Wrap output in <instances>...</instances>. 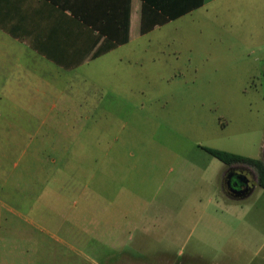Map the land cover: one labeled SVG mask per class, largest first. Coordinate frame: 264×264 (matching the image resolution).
<instances>
[{"label": "rangeland", "instance_id": "374dc122", "mask_svg": "<svg viewBox=\"0 0 264 264\" xmlns=\"http://www.w3.org/2000/svg\"><path fill=\"white\" fill-rule=\"evenodd\" d=\"M208 16L44 75L33 113L0 115V264H264V189L225 185L254 169L202 148L263 156L264 0Z\"/></svg>", "mask_w": 264, "mask_h": 264}, {"label": "crops", "instance_id": "0c3cea01", "mask_svg": "<svg viewBox=\"0 0 264 264\" xmlns=\"http://www.w3.org/2000/svg\"><path fill=\"white\" fill-rule=\"evenodd\" d=\"M224 1L0 0V98L8 106L1 108L0 115L20 109L33 113L26 99L37 98L34 91L40 88L34 84L50 82L44 75L51 80L66 79L167 25L181 29L186 24L182 20L187 25L205 21L214 6ZM128 61L122 54L107 63L116 68ZM255 180L241 198L254 191Z\"/></svg>", "mask_w": 264, "mask_h": 264}, {"label": "trees", "instance_id": "16d2710c", "mask_svg": "<svg viewBox=\"0 0 264 264\" xmlns=\"http://www.w3.org/2000/svg\"><path fill=\"white\" fill-rule=\"evenodd\" d=\"M100 52H96V55ZM202 148L227 166L235 163H243L252 167L255 171L256 185L264 189V160L262 158H252L207 146H202Z\"/></svg>", "mask_w": 264, "mask_h": 264}, {"label": "flooded vegetation", "instance_id": "af4514ba", "mask_svg": "<svg viewBox=\"0 0 264 264\" xmlns=\"http://www.w3.org/2000/svg\"><path fill=\"white\" fill-rule=\"evenodd\" d=\"M242 175H244L243 173L239 172V171H234V170H228V175L226 176L225 179V185L227 188L228 193L233 194L232 189H239V188H243L245 185L243 184V177ZM250 184V182L248 183V185Z\"/></svg>", "mask_w": 264, "mask_h": 264}, {"label": "water", "instance_id": "95a60500", "mask_svg": "<svg viewBox=\"0 0 264 264\" xmlns=\"http://www.w3.org/2000/svg\"><path fill=\"white\" fill-rule=\"evenodd\" d=\"M262 159L264 160V149H263V156H262ZM242 177L244 178L243 179V184L245 185L243 188H235V189H232L233 191V194H236L237 196L238 195H243L244 193H246L249 189V185H248V179L246 176L242 175Z\"/></svg>", "mask_w": 264, "mask_h": 264}]
</instances>
